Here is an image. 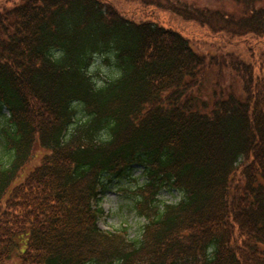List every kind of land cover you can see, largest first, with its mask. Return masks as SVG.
<instances>
[{
	"label": "trees",
	"instance_id": "1",
	"mask_svg": "<svg viewBox=\"0 0 264 264\" xmlns=\"http://www.w3.org/2000/svg\"><path fill=\"white\" fill-rule=\"evenodd\" d=\"M147 1L230 51L104 0H0V264H264V0ZM95 58L115 73L101 87ZM210 68L238 89L199 103ZM113 183L133 239L99 227Z\"/></svg>",
	"mask_w": 264,
	"mask_h": 264
},
{
	"label": "rangeland",
	"instance_id": "2",
	"mask_svg": "<svg viewBox=\"0 0 264 264\" xmlns=\"http://www.w3.org/2000/svg\"><path fill=\"white\" fill-rule=\"evenodd\" d=\"M7 0H5L6 2ZM18 1V0H15ZM108 1L116 7V9L123 14L126 18L135 22L143 20L155 19L159 24L166 27H170L179 31L184 37L190 40L191 45L196 51L206 52L214 50H228L230 47H224L219 40L214 39L211 34L207 33V30L198 26L196 23H188L182 21L179 17L171 13H164L154 7H142L140 0H104ZM147 1V0H145ZM159 2V0H157ZM163 1V0H161ZM142 2V0H141ZM148 2V1H147ZM173 6L186 7L190 10L200 11H222L233 13L239 8L235 5L233 0H170ZM241 47H237L240 50ZM247 55L249 53L245 50ZM264 54V48L262 49ZM253 52L251 51V55ZM102 58H95L92 66L90 67V76L94 79L95 84L103 83L115 76L114 71L104 65ZM264 72V69H262ZM220 73V77L219 74ZM238 89L237 85L233 83L228 73L220 71L216 68H210L205 73L202 83L199 86L198 91L195 93V99L199 103L212 100L214 93H224L225 95L235 92ZM42 151L36 149L35 157L31 159L24 171H30L35 165L38 164L40 154ZM140 174L139 170L132 172V177L137 178ZM142 179H139L141 182ZM125 195H129L125 190H120L113 183L110 188L106 189L102 195V207L104 210V216L99 222V226L102 230H126V234L130 239L136 237L140 226L143 224L142 219H138L133 214L131 203L126 199ZM164 202H175L178 200L177 194H170L162 192L160 196Z\"/></svg>",
	"mask_w": 264,
	"mask_h": 264
},
{
	"label": "clouds",
	"instance_id": "3",
	"mask_svg": "<svg viewBox=\"0 0 264 264\" xmlns=\"http://www.w3.org/2000/svg\"><path fill=\"white\" fill-rule=\"evenodd\" d=\"M120 73L117 71V73H116V75L118 76ZM102 86V84L101 83H97V87H101Z\"/></svg>",
	"mask_w": 264,
	"mask_h": 264
}]
</instances>
